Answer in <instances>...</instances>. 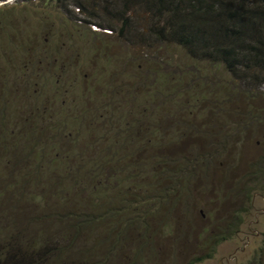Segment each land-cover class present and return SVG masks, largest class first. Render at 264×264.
<instances>
[{"label":"rangeland","instance_id":"obj_1","mask_svg":"<svg viewBox=\"0 0 264 264\" xmlns=\"http://www.w3.org/2000/svg\"><path fill=\"white\" fill-rule=\"evenodd\" d=\"M169 1L0 0V264H264L253 0Z\"/></svg>","mask_w":264,"mask_h":264},{"label":"trees","instance_id":"obj_2","mask_svg":"<svg viewBox=\"0 0 264 264\" xmlns=\"http://www.w3.org/2000/svg\"><path fill=\"white\" fill-rule=\"evenodd\" d=\"M243 2V0H240L238 5H241ZM169 4L170 8L175 14V17H173L172 19V23H174V25L176 23L177 26H175L178 27L177 33L180 36L185 35V42H193L197 40L200 41V39H202V41H204L206 45H214V50L220 51L222 58L230 56H233V58H238L240 56L241 50L235 41V33H237V31L235 30L236 28L229 26L225 22L216 23L217 26H215V24L210 25L211 16L208 15L210 14L208 10L203 11L205 12V14H207L203 16L193 14H179L181 13V11L176 8L177 5L175 4V0L169 1ZM236 17L238 23H243L241 25L242 28L246 27V32H253L254 36L251 37V39L256 37V41H261L262 38H264V5L258 4V0H253V4L250 5L249 9L241 14V16ZM246 32L240 31V34H242V36H248L250 33ZM260 36L262 38H260ZM232 39L234 40V46L232 43ZM259 47L260 48L257 47L254 57L255 63L257 64L259 58L262 59L260 55H264V43ZM18 256L19 255L17 253L14 254L15 258ZM4 260L7 261L9 259L4 258ZM17 264L19 263L17 262Z\"/></svg>","mask_w":264,"mask_h":264}]
</instances>
